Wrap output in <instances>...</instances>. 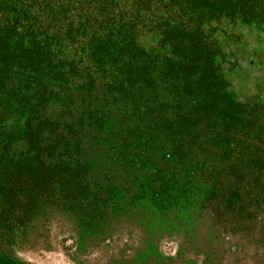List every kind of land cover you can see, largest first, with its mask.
Here are the masks:
<instances>
[{
    "label": "trees",
    "instance_id": "16d2710c",
    "mask_svg": "<svg viewBox=\"0 0 264 264\" xmlns=\"http://www.w3.org/2000/svg\"><path fill=\"white\" fill-rule=\"evenodd\" d=\"M243 29L264 49V0H0V264L54 209L264 258V65L243 73Z\"/></svg>",
    "mask_w": 264,
    "mask_h": 264
},
{
    "label": "rangeland",
    "instance_id": "374dc122",
    "mask_svg": "<svg viewBox=\"0 0 264 264\" xmlns=\"http://www.w3.org/2000/svg\"><path fill=\"white\" fill-rule=\"evenodd\" d=\"M240 34L244 43L237 55L243 54L245 60L240 66L253 61L264 65L257 35L244 29ZM142 224L140 217L129 213L107 216L89 209H54L38 215L26 231H19L18 244L3 247L1 253L16 264H264V258L255 254L259 245L246 247L252 261L239 262L243 256L238 254L210 261L194 249L191 235L184 239L168 231L150 234Z\"/></svg>",
    "mask_w": 264,
    "mask_h": 264
},
{
    "label": "flooded vegetation",
    "instance_id": "af4514ba",
    "mask_svg": "<svg viewBox=\"0 0 264 264\" xmlns=\"http://www.w3.org/2000/svg\"><path fill=\"white\" fill-rule=\"evenodd\" d=\"M242 68V71H243V73L244 74H250L251 72H253L254 73V70H253V68L252 67H245V66H243V67H241ZM244 80H248V81H250V79L247 77V76H245V79ZM259 83H262V84H264V74L263 75H261L259 78H258V82H254V84L257 86ZM174 231V230H173ZM190 232L192 233V237H189L190 238V242H192V244H193V246H194V249H196V251L198 252H201L200 251V248H198L196 245H197V243H196V239L198 238V236H197V234H198V232H197V230L194 228V227H191L190 228ZM161 232H158L157 234H155V235H158V234H160ZM163 234V233H162ZM173 234V233H172ZM153 241H156V239L155 240H152L151 242H153ZM202 254V253H201ZM262 257V256H261Z\"/></svg>",
    "mask_w": 264,
    "mask_h": 264
}]
</instances>
